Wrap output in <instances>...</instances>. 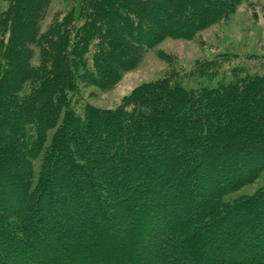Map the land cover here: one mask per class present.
<instances>
[{"label":"trees","instance_id":"obj_1","mask_svg":"<svg viewBox=\"0 0 264 264\" xmlns=\"http://www.w3.org/2000/svg\"><path fill=\"white\" fill-rule=\"evenodd\" d=\"M51 1L10 0L0 16V264H143L125 250L155 235L149 222L169 216L168 204L184 208L175 225L187 223L173 243L199 242L176 253L179 264L186 254L202 264H264V187L206 208L210 193L219 197L264 168V69L235 64L220 74L229 58L222 54L189 72L204 83L187 86L171 72L137 86L114 109L77 108L73 99L78 82L111 87L147 47L193 37L241 0H80L78 21L66 15L41 32ZM35 47L42 63L33 66ZM102 123L112 132L99 135ZM54 126L30 187V161ZM53 166L61 171L52 174ZM56 206L68 217L65 226L48 219ZM224 218L237 229L231 236L219 235ZM121 224L135 238L112 246ZM209 248L232 256L225 262L205 254Z\"/></svg>","mask_w":264,"mask_h":264},{"label":"rangeland","instance_id":"obj_2","mask_svg":"<svg viewBox=\"0 0 264 264\" xmlns=\"http://www.w3.org/2000/svg\"><path fill=\"white\" fill-rule=\"evenodd\" d=\"M9 1L10 0H0V16L7 8ZM21 1L23 2L24 0ZM79 3L80 0H52L46 8L44 18L41 22V32H44L52 23L60 21L64 16L66 17V15H71L74 17L75 22L78 21L75 17L77 16L79 10ZM222 54L228 55L229 58L228 60L221 62V68L219 70L220 74H222L223 71L228 74L227 71L229 68L235 64L243 66L249 70H256L257 72L264 69V66L259 64L261 61L264 62V59L260 58L261 56L264 57V0H241L235 5L233 12H231L226 19H221L220 21L209 25L207 28L200 30L191 38L185 39L166 37L155 43L153 46L147 47L138 64L134 68L124 72L119 80L111 87L102 88L93 84H83L78 82V93L73 97V99L78 100L76 104L77 108L88 104L102 109H114L120 106L119 104L124 101L137 86L155 80L165 74H170L171 72L174 73L184 85L194 86L199 81L204 83L205 78H198L196 75L190 74L189 72L193 71L197 61L212 60ZM253 55H256L257 59L249 58ZM39 63H42V53L38 47H35V54L31 60V64L36 66ZM209 83L211 84L214 82L209 81ZM29 90L30 87L29 84H27L23 88L22 92L24 93ZM58 122H56V125ZM108 126L109 123H102L99 131H97L98 134L100 135L101 130L112 132L108 129ZM55 127L56 126L47 130L42 149H40L38 155L30 161L31 175H27L29 183L31 182L29 185L30 187H32V184H34L38 179L40 169L42 168V161L44 160L42 155L45 151L44 147L49 144L51 139H53V134L56 131ZM68 134L69 133L66 131V135ZM165 135L167 134L161 132L162 137H165ZM89 147V152L91 153L96 149L95 145L91 143ZM175 150V146L171 148V151ZM77 152L79 153V151ZM53 168H55V170H52V174L58 173L57 171L59 170L61 171L58 166H53ZM79 173L80 172L78 171V174ZM225 176L227 177L228 174ZM228 179H231V177L229 176ZM99 185H104V182H102L101 179L99 180ZM263 187L264 168L252 181L240 184L233 190L225 191L219 197H213L210 193L209 196L211 198L209 197V199H207L206 208L216 211L218 207L230 204L237 199L251 196ZM49 188V191H51L54 196V191H52L53 187ZM211 190H213V187L207 188V192H211ZM57 192H59V190ZM61 195H63V193ZM192 205L194 206L195 203L192 202V204H188L187 206L192 208ZM168 209L170 210L169 216L167 215L165 219L155 216L154 220H152L153 223L149 222L148 226L155 229V235L142 236V238H140L138 236L139 233H136L137 237H139L141 241L131 247V249L125 250L126 255L130 257L133 255V258L135 256L134 259L132 258V261H135L134 263H140V261H142L143 264H179V261H176L177 259L175 260L174 258L177 252H184L185 250L189 251L199 246V242L196 241H193V243L192 241L181 243L179 238L174 239V242L176 243H173V239L171 237L177 234V227L187 223L184 221L182 224L179 223L178 225H175L176 221H174L177 220L176 217H178V214L183 213L184 208L181 209L179 206H171L168 204ZM47 216L49 221H54L55 219L60 225L65 226L66 223L69 222L67 215L62 214L61 209L57 206L56 208H52V210L48 207ZM231 219L236 220V217H231ZM239 219H241V217H239ZM145 220L148 222V217L145 216L144 221ZM12 221L14 222L16 220L13 218ZM227 221L224 218L217 222L218 225H221L219 227L223 229V231L219 234L221 237H224L225 235L231 236L237 230L234 226L231 227L230 223ZM226 222L229 226H225ZM121 227H124V230L120 231L121 234L118 235V240H115L119 242H109L112 246L135 238V236L130 233L131 229H129V227L131 226H122L121 224ZM168 227L170 230H167ZM179 234L181 236L184 235L181 231ZM208 234L211 236L214 235L211 231L208 232ZM249 234L251 235V233ZM84 237L86 238V235H84ZM75 239V241H78L80 237L76 236ZM89 240L90 236L89 238H86L85 241L88 242ZM214 242L219 243L218 240H215ZM258 247L264 248V242L260 241ZM95 248L98 249L99 247L96 246ZM98 251L101 250L98 249ZM116 251L119 252L120 250ZM106 252L109 253L108 250H106ZM231 252L232 251H229L226 255H222L219 251H212L209 248L205 254L221 257V259L226 262L229 261L228 256H232ZM120 253L123 252L120 251ZM136 255L139 259L136 258ZM188 256L189 255L186 254L185 257L179 259L180 262L182 264H202V261H197L195 263L194 256ZM243 256L248 258L251 254H243ZM16 257L18 256H15L14 258ZM242 259L243 258H241V256L237 257L238 261Z\"/></svg>","mask_w":264,"mask_h":264}]
</instances>
